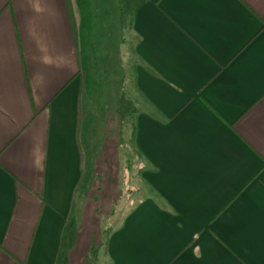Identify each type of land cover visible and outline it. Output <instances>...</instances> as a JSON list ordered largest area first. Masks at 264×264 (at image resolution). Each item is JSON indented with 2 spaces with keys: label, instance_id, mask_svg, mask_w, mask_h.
<instances>
[{
  "label": "crops",
  "instance_id": "crops-1",
  "mask_svg": "<svg viewBox=\"0 0 264 264\" xmlns=\"http://www.w3.org/2000/svg\"><path fill=\"white\" fill-rule=\"evenodd\" d=\"M108 49L144 177L111 232ZM0 264H264V0H0Z\"/></svg>",
  "mask_w": 264,
  "mask_h": 264
},
{
  "label": "rangeland",
  "instance_id": "rangeland-1",
  "mask_svg": "<svg viewBox=\"0 0 264 264\" xmlns=\"http://www.w3.org/2000/svg\"><path fill=\"white\" fill-rule=\"evenodd\" d=\"M123 25L126 26V22ZM123 25L120 23L119 30H121ZM103 33H110V31L108 32L104 29ZM108 42H111V33ZM115 52L114 50V58ZM99 53L100 51L94 50L93 56ZM112 53V49L105 50L103 61L100 62V59L96 61L95 58V65L91 67L94 70V76L103 75V80L105 81V112L103 111L102 122L99 121L97 124H89L91 130L89 128L88 131V186L98 190H94L92 196L96 197L95 201H98L101 194L97 192L103 191L104 201L115 200L116 194L118 193L116 188L120 190V204L116 208L114 218L109 226L110 232L118 226L117 219L120 222L124 214L131 210L130 208L127 209L129 199L133 198L132 200L138 203L143 201L144 197L142 158L134 149V145L128 142L134 139L136 131L133 128L132 121L129 120L122 123L121 120H118L120 118H118L115 112L117 93L122 95V86L124 84L127 86V83L121 85L122 81L126 82L129 78L127 65L125 60H119V66L113 64L114 62L111 61ZM114 78L117 80L116 84H112L113 81L111 80ZM93 93L96 92L94 91ZM105 238L106 235H104Z\"/></svg>",
  "mask_w": 264,
  "mask_h": 264
},
{
  "label": "trees",
  "instance_id": "trees-1",
  "mask_svg": "<svg viewBox=\"0 0 264 264\" xmlns=\"http://www.w3.org/2000/svg\"><path fill=\"white\" fill-rule=\"evenodd\" d=\"M136 113L137 109L133 101L127 98L125 95H122L118 103V114L121 120L133 117Z\"/></svg>",
  "mask_w": 264,
  "mask_h": 264
}]
</instances>
